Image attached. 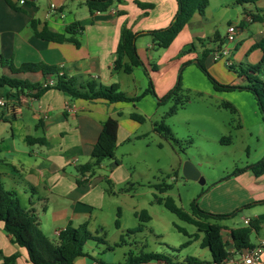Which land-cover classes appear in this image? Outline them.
<instances>
[{
	"label": "crops",
	"instance_id": "obj_1",
	"mask_svg": "<svg viewBox=\"0 0 264 264\" xmlns=\"http://www.w3.org/2000/svg\"><path fill=\"white\" fill-rule=\"evenodd\" d=\"M9 1L18 10L13 9L6 0H0V59H10L17 67L24 63L37 62L55 65L68 76H77L83 81L92 79L106 86L118 84L121 91L129 96H137L145 91L148 87V77L141 68L145 80L137 85L134 80L131 83L127 79L134 76L137 68L132 74L113 70L122 28L127 27L133 32L164 28L172 22L178 9L176 0H117L107 12L95 13L89 11L85 0ZM52 4L57 6L56 10L50 8ZM232 5L241 4L238 0H209L205 14H195L165 50H157L150 36L138 38V54L149 71L157 97L161 98L173 89L181 66L187 61L196 60L205 49L196 44L194 51L181 55L188 45L197 39L217 37L216 41L206 46L213 51L224 43L227 29L224 34H220L215 25L208 23L207 15L226 14ZM242 5L244 16L237 26L238 40L230 46L231 59L237 71L246 69L248 65L259 64L263 56L261 50L250 53V49L264 37V18H261L264 15V0H253ZM254 16L259 18L254 19ZM32 21L38 23L39 29L46 26L58 33H63L68 25L80 22L85 29L78 36L81 45L76 47L69 42L41 40L34 33ZM206 65L211 73L217 70L222 72L221 68L226 66L222 61L214 62L211 53ZM194 69L195 67L185 68L183 73L185 75L187 72H194ZM1 75H10V72L0 66ZM235 75L238 74L235 72ZM16 77L42 84L55 80L54 77L45 79L40 72L20 74ZM238 78L247 81L245 77ZM209 84L211 87L206 91L208 95L220 97L223 93H229L216 91L210 81ZM9 91L5 89L4 93ZM240 94L247 95L232 97L234 101L231 100L230 104L235 105L236 113L243 123L241 127L263 121L254 96L247 91H240ZM144 97L153 96L147 94ZM141 99L134 103L76 100L56 89H49L39 97H33L29 93L17 95L16 91L12 90L9 99L5 98L10 105L15 104L17 110L15 115L9 110L2 112L0 175L5 188L16 193L21 205L35 211L41 230L52 241H57L59 233L68 224L78 227L87 223L90 230L93 220H97L95 212L103 209L107 196L106 191L98 186V181L106 179L116 182L115 175L122 169V161L118 156L119 147L130 142L132 138L139 137L142 131L143 124L131 119L130 115L134 112H142L144 115L149 113L144 106H138ZM109 118H116L119 123L115 159H105L109 160L107 164L103 160L94 174L90 171L81 173L80 168L92 161V149L98 141L103 123ZM28 137L44 138L47 143L30 145ZM182 163L183 161L179 163L180 170ZM108 168L111 171L110 176H106L103 171ZM232 177L236 195L235 206L248 207V211L242 212V226L229 227L220 224L224 227L225 240L230 243L227 248L231 253L229 259L241 262L246 250H235L230 232L248 226L246 220H249V223L258 221L260 230L251 234V243L254 247L264 241V203L251 205L264 201V175L257 178L250 171H245ZM4 180L8 181V184ZM20 193L26 197V205L22 204ZM230 211L232 210H218L212 213L227 215ZM252 236L256 242H253ZM202 238L200 235L196 240L199 245ZM101 245L103 247L95 248L87 243L85 255L77 257L73 264H119L125 261L124 258L122 262L116 263L108 253L112 252L109 245L106 242ZM0 252V264L4 263L3 257L15 253L19 254L16 264H32L26 250L5 232L3 222H0ZM204 254V251H200L198 256L193 258L200 261L198 264H214L212 258H202ZM172 259L176 263H184L186 260ZM133 264L166 263L147 261ZM261 264H264V254Z\"/></svg>",
	"mask_w": 264,
	"mask_h": 264
},
{
	"label": "rangeland",
	"instance_id": "obj_2",
	"mask_svg": "<svg viewBox=\"0 0 264 264\" xmlns=\"http://www.w3.org/2000/svg\"><path fill=\"white\" fill-rule=\"evenodd\" d=\"M243 13V5H232L226 14L207 15V19L208 23L218 28L220 34H224L229 24L238 26L243 20ZM253 52L256 50L250 53ZM189 67H195L192 70L194 72L184 75L183 70ZM206 68L208 70L207 65ZM184 69L181 72L182 90L177 99L162 104H158V99L164 96L158 99L154 96L141 99L138 106H144L149 113L144 115L137 112L145 118L139 137L132 138L118 149L122 169L115 175L116 182L110 181L108 184L106 179L98 181V186L106 191L107 196L103 209L95 212L97 220H93L90 232L93 236L104 239L112 250L108 253L116 263L122 262L128 253L139 254L140 250L162 253L177 261L198 256L200 251H204L202 258L211 259L209 249L200 248L194 239V235L198 233L197 228L181 221L160 204L158 199L170 196L187 212H191V203L194 200L205 212L232 210L229 213L232 214L230 218L218 222L229 227L242 226V212L248 211V207L235 206L236 195L231 178L237 169L257 163L264 157V122L259 121L242 128L240 116L222 105L226 102L232 103V97L236 95L247 94H240L239 90H235L223 93L220 97L208 95L206 91L211 87L208 78L193 63L187 64ZM221 70L222 72H208L223 85L248 84V81L238 78L235 71L225 65ZM259 78L264 81L263 75ZM127 79L131 83L134 80L138 85L145 80V76L141 68H137L134 76ZM257 88L262 90L260 85ZM176 103L178 110L170 115V109ZM162 122L171 130L176 142L158 131ZM224 137H230L231 142L222 140ZM180 161H183L182 165L186 161L191 162L205 182L202 184L184 178L182 169H179ZM108 162L109 160H105V164ZM109 170H103L106 176H110ZM4 181L8 184V181ZM162 183L171 185V189L160 193L156 186ZM20 197L22 204L26 205V197L22 193ZM143 210L150 214L152 220L144 223L142 232L128 234V230L141 224L135 213ZM117 219L121 228L115 225ZM176 225L184 228L187 235L179 232ZM190 239L193 240L192 243L184 247ZM252 240L256 242L254 236ZM88 244L95 248L103 247L95 241Z\"/></svg>",
	"mask_w": 264,
	"mask_h": 264
},
{
	"label": "trees",
	"instance_id": "obj_3",
	"mask_svg": "<svg viewBox=\"0 0 264 264\" xmlns=\"http://www.w3.org/2000/svg\"><path fill=\"white\" fill-rule=\"evenodd\" d=\"M6 1L13 9L18 10L9 0ZM115 1L117 0H85V4L91 13L107 12ZM176 1L178 9L172 22L168 26L144 32H133L127 27H123L121 30L120 40L116 49V59L113 63V70L125 74H132L136 68H142L145 75L148 77V87L141 95L129 96L121 91L118 84L106 86L96 80L88 79L83 81L77 76L70 77L64 73L61 68L44 62L24 63L17 67L12 60L1 58L0 66L9 70L10 75L0 76V97L9 99L12 90L16 91L17 95L29 93L33 97H39L49 89H56L70 95L72 99L86 101L105 100L109 103H134L147 94H151L158 99L149 71L138 54L136 45L138 38L142 36H150L154 47L157 50H165L169 48L193 16L195 14L204 15L209 6V0ZM238 2L242 5L243 3L253 2V0H238ZM138 4L141 6H147L142 5L141 3ZM258 18L259 16H254V19ZM261 18L263 19L264 15ZM31 26L36 37L41 40L55 43L69 42L76 47L81 45L78 36L85 30L80 22L68 25L63 33L51 31L46 26L39 29L36 21H32ZM216 38L217 37L211 39H197L181 52L182 55L186 52L194 51L196 44L205 48L200 54L201 57H198L195 61L184 63L181 66L176 86L166 96L158 99V104H162L163 102L174 98L177 99L178 93L182 90L181 72L187 64L193 63L208 78L216 91L232 92L235 90H245L250 92L257 102L264 122V81L259 78L260 75L264 76V37L259 42H256L250 49V52L257 49L261 50L263 56L258 65H248L246 69L241 71H237L234 66L228 67L230 70H234L239 77H245L247 79L248 84L246 86L220 84L208 72L205 65V59L210 56L212 51L207 49L206 46L210 42L214 40L216 41ZM222 45L223 44L219 47ZM153 69L156 70V67ZM38 72L42 73L45 79L47 77H54L55 84L53 86L43 87L42 83H34L27 79L16 77L20 74ZM258 85L262 87L261 91L257 88ZM5 89H9L10 91L5 94ZM222 106L230 109L233 113L236 112L235 107L228 102L224 103ZM4 110H9L15 115L17 106L15 104L10 105L9 101H6L5 106L0 107V120L2 119V112H4ZM177 110L178 105L176 103L170 109L169 114H175ZM130 117L141 124L145 122V118L136 112L132 113ZM118 128L119 123L116 118H109L103 123L98 141L92 149V161L80 168L81 173L90 171L94 174L95 169L100 166L103 160L115 159ZM158 131L163 136L176 142V140L173 139L171 130L164 124V122L159 125ZM222 140H228L231 142L230 137H224ZM27 141L30 145L47 143L44 138L28 137ZM245 171H250L257 178L263 176L264 157L257 163L248 165L243 169H237L233 172L232 176H236ZM107 182L110 184L109 180H107ZM156 189L160 193H166L171 189V185L162 183L157 185ZM158 202L163 204L167 210L175 214L181 221L197 228L198 233L194 235V239L197 240L200 234L203 235L200 246L201 248L209 249L213 263H222L230 258L231 253L227 249L230 243L225 240L223 234L224 227L218 222L227 220L232 214L224 215L205 212L199 207L196 200L191 203V212H187L179 207L175 200L170 196L164 199H158ZM263 203L264 201H260L252 203L251 205ZM135 216L140 220L141 224L138 227L129 230L128 234L142 232L144 230V223L151 220V217L146 210H143L140 213H135ZM118 217H120V210L118 211ZM0 222H3L5 232L11 235L21 248L26 250L28 259L32 264H73L77 257L85 255L84 249L88 242L95 241L99 244H105L104 239L93 236L87 223L81 224L78 227L68 224L66 228L59 233L57 241H52L41 230L35 211L33 209H26L21 205L16 193L5 188L1 175ZM115 225L117 228L120 227L119 219L116 220ZM176 228L179 232L187 235L184 228L178 225H176ZM259 230L260 225L258 221H250L249 225L246 227L233 229L230 232V239L235 250L243 252L253 248L251 234L255 231L258 232ZM121 241L124 243L123 239ZM192 241V239L188 240L184 244V247L189 246ZM18 257V253L9 257H3V264H16ZM147 261H164L166 264H198L200 262L197 258L187 257L184 263H176L168 255L156 252H145L142 250L139 254H134L133 252L128 253L125 257V261L119 264H133Z\"/></svg>",
	"mask_w": 264,
	"mask_h": 264
},
{
	"label": "built area",
	"instance_id": "obj_4",
	"mask_svg": "<svg viewBox=\"0 0 264 264\" xmlns=\"http://www.w3.org/2000/svg\"><path fill=\"white\" fill-rule=\"evenodd\" d=\"M50 8L52 10H56L57 6L55 4H52ZM238 36H239V27H237L236 25H229L227 28V33L223 45L221 47L214 49L211 52L212 60L214 62L222 61L226 64L227 67H232L233 61L231 59L230 46L237 43ZM54 84H55V80H50L44 82L43 87L53 86ZM5 104H6L5 98L0 97V107L5 106ZM245 223L249 225V220H246ZM263 254H264V241L259 245L246 250V252L242 255L241 262H236L232 259H228L218 264H261Z\"/></svg>",
	"mask_w": 264,
	"mask_h": 264
},
{
	"label": "water",
	"instance_id": "obj_5",
	"mask_svg": "<svg viewBox=\"0 0 264 264\" xmlns=\"http://www.w3.org/2000/svg\"><path fill=\"white\" fill-rule=\"evenodd\" d=\"M182 172L183 177L188 180L199 181L202 184L205 182V180L201 177V174L198 169L189 161H186L182 165Z\"/></svg>",
	"mask_w": 264,
	"mask_h": 264
}]
</instances>
